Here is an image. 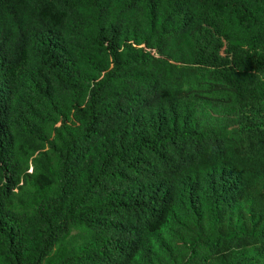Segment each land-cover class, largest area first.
Instances as JSON below:
<instances>
[{"label":"trees","instance_id":"1","mask_svg":"<svg viewBox=\"0 0 264 264\" xmlns=\"http://www.w3.org/2000/svg\"><path fill=\"white\" fill-rule=\"evenodd\" d=\"M0 264H264V0H0Z\"/></svg>","mask_w":264,"mask_h":264},{"label":"rangeland","instance_id":"2","mask_svg":"<svg viewBox=\"0 0 264 264\" xmlns=\"http://www.w3.org/2000/svg\"><path fill=\"white\" fill-rule=\"evenodd\" d=\"M76 232H77V231L74 230V231H72L70 234L73 235V234H75ZM71 235H70V236H71ZM70 236H69V237H70Z\"/></svg>","mask_w":264,"mask_h":264}]
</instances>
